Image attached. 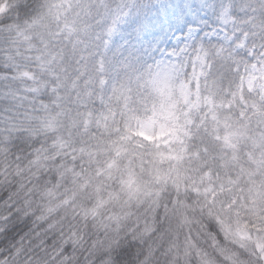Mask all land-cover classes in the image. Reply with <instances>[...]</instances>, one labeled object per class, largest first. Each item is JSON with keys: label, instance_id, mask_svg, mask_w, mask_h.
<instances>
[{"label": "clouds", "instance_id": "clouds-1", "mask_svg": "<svg viewBox=\"0 0 264 264\" xmlns=\"http://www.w3.org/2000/svg\"><path fill=\"white\" fill-rule=\"evenodd\" d=\"M0 264H264V0H0Z\"/></svg>", "mask_w": 264, "mask_h": 264}]
</instances>
